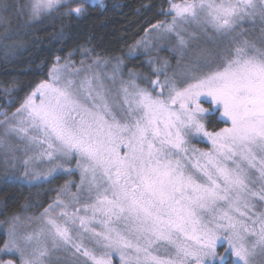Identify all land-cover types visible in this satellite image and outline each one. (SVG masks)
I'll list each match as a JSON object with an SVG mask.
<instances>
[{
  "label": "snow or ice",
  "instance_id": "snow-or-ice-1",
  "mask_svg": "<svg viewBox=\"0 0 264 264\" xmlns=\"http://www.w3.org/2000/svg\"><path fill=\"white\" fill-rule=\"evenodd\" d=\"M85 3L30 0L29 17L80 16ZM168 5L171 19L150 28L176 38L171 74L169 61L149 58L151 75L125 79L123 56L113 64L82 49L79 67L57 57L49 79L0 113V182L18 164L30 184L71 175L73 161L79 170L39 215L0 221V264H224L229 252L232 264H264V0ZM213 118L230 126L210 131Z\"/></svg>",
  "mask_w": 264,
  "mask_h": 264
},
{
  "label": "trees",
  "instance_id": "trees-1",
  "mask_svg": "<svg viewBox=\"0 0 264 264\" xmlns=\"http://www.w3.org/2000/svg\"><path fill=\"white\" fill-rule=\"evenodd\" d=\"M10 1L17 18L23 0ZM168 6V0H104L95 6L86 5V12L80 16L55 12L31 25L18 22V27H12L8 34L0 30V113L14 112L26 95L48 78L57 57L79 64L85 57L82 49H91L102 58L123 56L126 69L141 71L144 58L130 59L127 52L151 24L168 19L161 12ZM220 127L224 124L214 118L208 125L210 131ZM3 173L0 171V177ZM66 180L62 176L36 186L15 180L0 182V221L13 215L38 213L53 202ZM2 228L0 225V247L7 238Z\"/></svg>",
  "mask_w": 264,
  "mask_h": 264
},
{
  "label": "rangeland",
  "instance_id": "rangeland-1",
  "mask_svg": "<svg viewBox=\"0 0 264 264\" xmlns=\"http://www.w3.org/2000/svg\"><path fill=\"white\" fill-rule=\"evenodd\" d=\"M103 1L104 0H86L85 6L86 5L95 6L97 4H102ZM3 4H7V5H10L11 6V1L10 0H6V1L5 0H0V5H3ZM29 4H30V0H23V3L21 4L22 5V10L18 12L17 18H16V15L14 14L13 10L11 9L12 6L11 7H8L7 9H5L3 7H0V30H1V32H3L4 34L10 33L12 27H14V28L18 27V22L22 23L23 25H31L32 23L34 24L35 22L42 21L43 19H45L48 16H50V15H47V16H44L41 19L35 20V21L30 20V17H29V9H28V5ZM53 13H55V12H53ZM170 19H171V16H168V19L167 20H170ZM148 33L149 34L147 36L144 35V37H143L146 40L151 41V44H150L149 48L147 49V51H144L143 50V46H141L140 48L137 49V52H136V55L135 56H128L127 55L130 59L131 58H138V57H143L144 58V62H145L144 68L141 71H139V70H133V71L139 72L141 74H149V75H151L152 74V67H153V65L148 63L149 58H151L155 62V64L157 66L163 64V62L165 60L169 61L170 62V65H171V67L169 68V74H171L172 73V70L176 67V58H175V54L174 53H170L169 48L171 46H173V45L176 44V38L174 36H172L167 41H158L156 34L153 33V32H151V28L148 30ZM158 44H159V47H157ZM128 52H129V50H128ZM128 52H127V54H128ZM82 59H85V57L82 58ZM110 60H111V62L113 64L115 63V59H110ZM64 61H61L60 60V63L63 64ZM75 65L77 67H79L80 63L79 64H76L75 63ZM105 70L106 71H110V67H106ZM129 70L130 69H126L125 64H124L123 65V73H122V75H124V78L125 79H127V73H128ZM153 78H154V76H153ZM47 79H49V76H48ZM161 79H163V76H161ZM138 82L143 83L142 80H139ZM201 99L202 100H205L204 97H202ZM219 108H220V106L217 105L216 106V109L218 110ZM222 123H223V121H222ZM224 126H230V124L229 125H225L224 124ZM14 142L15 143H21L19 141H16L15 139H14ZM193 143L195 144L196 147H198L200 149H210L211 148V143L206 138L196 137V138H194ZM122 151H123V149H122ZM19 154L22 155V151ZM44 168H45V166L43 164L40 165V170L41 171H43ZM0 171L4 172L3 173V176L7 174L6 173V170H5V167H4V165L2 163H0ZM12 171L15 172V178H13L12 180L18 181L21 184H28V185L36 186V185L42 184L44 182H47V181H40V182H33L32 184L28 183L26 180H24V179L21 178L23 176L24 169L19 164ZM62 176L67 177V180L71 179L73 181L78 182V180H79V170L74 167V161H73V173L71 175L60 171V172H58V173H56L54 175V178L62 177ZM51 179H53V178H51ZM73 191H75V188H73ZM43 209L39 210V212L38 213H35L34 215L33 214H23V215H20V216L22 218L27 217V216H37V215H39L40 212L43 211ZM37 226L38 225L35 222L29 223V224H25L23 226L22 230L23 231H32ZM2 229L4 230V226H3ZM85 244L86 245H89V241L85 240ZM225 247H226V241H224L223 238H221L217 242V249H218V251H220L221 253H223V249ZM9 255H11V254H8V253H5L4 254L5 257H7ZM64 255H67V254H64ZM227 262L232 263V255H231L230 252L225 254L224 264H226ZM113 264H119V258L117 256H114L113 257ZM205 264H208V262L206 261ZM214 264H218V262H214Z\"/></svg>",
  "mask_w": 264,
  "mask_h": 264
},
{
  "label": "flooded vegetation",
  "instance_id": "flooded-vegetation-1",
  "mask_svg": "<svg viewBox=\"0 0 264 264\" xmlns=\"http://www.w3.org/2000/svg\"><path fill=\"white\" fill-rule=\"evenodd\" d=\"M202 101H204V100H202ZM204 106H205V107H208V105H207V104H205ZM219 109H220V108H219ZM219 109H218V110H219ZM222 120H223V118H221V120H220V121H217V120H216V122H220V123H222ZM223 124H224V123H223Z\"/></svg>",
  "mask_w": 264,
  "mask_h": 264
}]
</instances>
